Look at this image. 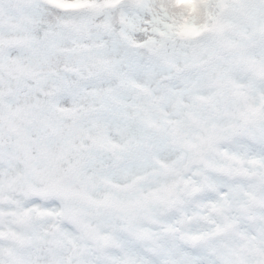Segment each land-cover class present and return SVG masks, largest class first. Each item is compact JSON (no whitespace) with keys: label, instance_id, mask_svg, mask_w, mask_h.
I'll list each match as a JSON object with an SVG mask.
<instances>
[{"label":"clouds","instance_id":"1","mask_svg":"<svg viewBox=\"0 0 264 264\" xmlns=\"http://www.w3.org/2000/svg\"><path fill=\"white\" fill-rule=\"evenodd\" d=\"M0 264H264V0H0Z\"/></svg>","mask_w":264,"mask_h":264}]
</instances>
